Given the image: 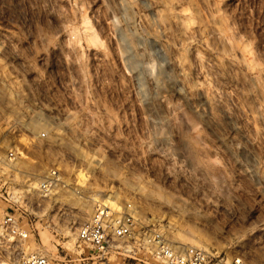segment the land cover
<instances>
[{
  "label": "rangeland",
  "instance_id": "1",
  "mask_svg": "<svg viewBox=\"0 0 264 264\" xmlns=\"http://www.w3.org/2000/svg\"><path fill=\"white\" fill-rule=\"evenodd\" d=\"M9 151L38 172L0 161L27 253L99 263L76 233L106 194L175 246L264 264V0H0ZM127 248L104 259L160 264Z\"/></svg>",
  "mask_w": 264,
  "mask_h": 264
},
{
  "label": "built area",
  "instance_id": "2",
  "mask_svg": "<svg viewBox=\"0 0 264 264\" xmlns=\"http://www.w3.org/2000/svg\"><path fill=\"white\" fill-rule=\"evenodd\" d=\"M7 157L12 158L13 152L9 151ZM6 183L0 176V201L5 202L0 214V264H53L43 254L25 252V242L32 228L21 220L22 214L27 215L25 209L7 205L11 196L7 194ZM61 185L63 182L59 171L52 168L42 175L37 190L43 196H48ZM24 196L23 192L17 193V198ZM129 209L127 206L113 215L106 208L98 206L89 220L78 228L77 241L93 249L100 258L97 264H114L104 259L105 256L119 250L129 251V246L146 249L160 264H244L240 258L227 262L200 246L174 247L160 228L143 226ZM86 258L80 257L81 261Z\"/></svg>",
  "mask_w": 264,
  "mask_h": 264
},
{
  "label": "bare ground",
  "instance_id": "3",
  "mask_svg": "<svg viewBox=\"0 0 264 264\" xmlns=\"http://www.w3.org/2000/svg\"><path fill=\"white\" fill-rule=\"evenodd\" d=\"M0 161L3 162L7 167L11 168V169H18V167H24V170L23 171H30L29 173H31L32 175H35V172L36 171V168L30 166L28 163H26L25 161H22L21 159L17 158L15 161L12 160L11 158L9 159L7 157V155H3L2 153H0ZM36 167V166H35ZM38 168V167H37ZM19 172V171H18ZM38 173V172H37ZM20 174V173H19ZM34 177V176H33ZM39 182V178H35V180H33L31 183L32 184H37ZM99 201H101L100 203H104V205H98L100 207H102L103 209H112V208H116V207H119V204H118V201L117 200H113L111 199V197L109 195H100L99 196ZM86 204V203H85ZM93 198H90V203L88 204V208L90 209L91 206H93ZM87 206V205H86ZM121 206V205H120ZM124 206V205H123ZM84 208V206H82ZM122 208V207H121ZM86 209V207H85ZM84 210V209H83ZM108 212L111 211V210H107ZM130 212H132L134 215L138 216V217H141V214L134 209V207L130 208L129 209ZM173 245V244H172ZM174 247H177L175 245H173ZM178 247H183L182 245L181 246H178Z\"/></svg>",
  "mask_w": 264,
  "mask_h": 264
}]
</instances>
